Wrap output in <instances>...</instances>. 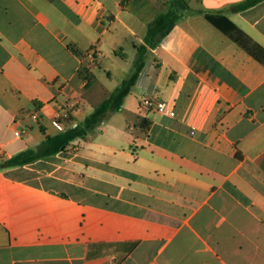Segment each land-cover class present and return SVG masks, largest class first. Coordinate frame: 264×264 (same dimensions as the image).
I'll return each mask as SVG.
<instances>
[{
	"label": "crops",
	"instance_id": "obj_1",
	"mask_svg": "<svg viewBox=\"0 0 264 264\" xmlns=\"http://www.w3.org/2000/svg\"><path fill=\"white\" fill-rule=\"evenodd\" d=\"M171 1L0 0V162L107 100ZM186 1L119 112L63 153L0 170V264H264V66L204 15L264 48V1ZM116 59L130 65L111 84Z\"/></svg>",
	"mask_w": 264,
	"mask_h": 264
},
{
	"label": "trees",
	"instance_id": "obj_2",
	"mask_svg": "<svg viewBox=\"0 0 264 264\" xmlns=\"http://www.w3.org/2000/svg\"><path fill=\"white\" fill-rule=\"evenodd\" d=\"M262 1L264 0H246L237 5L234 11L240 12L250 9ZM188 10H190V7L186 0H172L169 9L157 15L148 25L143 44L136 47L137 56L133 62L132 73L127 79L123 80L120 87L107 100L96 107L76 127L56 136H46L45 140L36 149L28 148L9 159H2L0 170L23 168L40 160L63 153L73 142L78 139H84L89 132L93 131L104 121L109 113L119 112L124 105L126 97L130 95L138 81L149 51L160 45L162 40L175 28L181 15ZM204 15L212 26L227 36L255 61L264 66V48L262 46L254 42L227 17L209 13H205Z\"/></svg>",
	"mask_w": 264,
	"mask_h": 264
},
{
	"label": "rangeland",
	"instance_id": "obj_3",
	"mask_svg": "<svg viewBox=\"0 0 264 264\" xmlns=\"http://www.w3.org/2000/svg\"><path fill=\"white\" fill-rule=\"evenodd\" d=\"M125 49H126L125 52L126 53L128 52L129 53V56L131 57L132 56V53H133V50H132L131 46H128V44H126ZM108 55L110 57H113V54L111 52L108 53ZM116 60H117V62H118L119 65L110 64V66L113 69L112 71L114 72L113 78L111 80V84L116 83V81H118L120 79V77H122V75H121L122 74V69H124V68L127 69L129 67V65H130V63H128V62H130L129 60L128 61L127 60H121V59H116ZM94 72L97 73V74L99 73V74L104 75L103 71L99 72V69L98 68H96L94 70ZM104 78L107 79L106 80V83H109V80H108V78L105 77V75H104ZM102 83H103L102 79H100L98 77L97 82L95 83L96 86L99 88L100 87V84H102ZM93 110L94 109L91 106H89V107L87 106L85 108V112H86L85 114L86 115L91 114L93 112ZM33 126H34V129H33L34 131L33 132L38 133V134L41 135L40 125H37V124L33 123ZM50 129H51V133H53L52 132L53 130H52V127L51 126H50ZM54 132H55V130H54ZM36 148L37 147H34L33 149H36Z\"/></svg>",
	"mask_w": 264,
	"mask_h": 264
},
{
	"label": "built area",
	"instance_id": "obj_4",
	"mask_svg": "<svg viewBox=\"0 0 264 264\" xmlns=\"http://www.w3.org/2000/svg\"><path fill=\"white\" fill-rule=\"evenodd\" d=\"M134 1V0H131ZM98 56V53L93 51L91 53V58L93 61H95L96 57ZM142 106L147 108V109H151L154 110L160 114H170L168 111V107L167 104L165 102H160L154 98H146L143 102H142ZM62 116L61 115H57L56 118L53 121V124L55 126H59V122L61 121ZM18 134H16L17 136Z\"/></svg>",
	"mask_w": 264,
	"mask_h": 264
}]
</instances>
